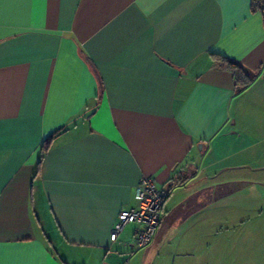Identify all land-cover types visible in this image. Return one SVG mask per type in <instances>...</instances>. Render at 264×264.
<instances>
[{
    "label": "crops",
    "instance_id": "obj_1",
    "mask_svg": "<svg viewBox=\"0 0 264 264\" xmlns=\"http://www.w3.org/2000/svg\"><path fill=\"white\" fill-rule=\"evenodd\" d=\"M251 4L0 0V264H264ZM214 56L255 80L237 92ZM142 176L168 196L136 250V224L109 234Z\"/></svg>",
    "mask_w": 264,
    "mask_h": 264
},
{
    "label": "built area",
    "instance_id": "obj_2",
    "mask_svg": "<svg viewBox=\"0 0 264 264\" xmlns=\"http://www.w3.org/2000/svg\"><path fill=\"white\" fill-rule=\"evenodd\" d=\"M167 196L168 192L158 189L151 178L142 176L136 188L137 208L119 212L109 241L116 242L127 225L136 224L139 228L134 235V248L139 250L147 247L160 226Z\"/></svg>",
    "mask_w": 264,
    "mask_h": 264
},
{
    "label": "trees",
    "instance_id": "obj_3",
    "mask_svg": "<svg viewBox=\"0 0 264 264\" xmlns=\"http://www.w3.org/2000/svg\"><path fill=\"white\" fill-rule=\"evenodd\" d=\"M252 10L259 11L264 18V0H252ZM219 62L217 63L219 68L226 70L232 74L234 84L237 92L248 87L256 78L257 73L249 72L243 69L240 65L231 62L223 57H215ZM63 129L58 130L51 134L48 138H46L41 146L42 155L45 154L52 144L53 140L59 133H61Z\"/></svg>",
    "mask_w": 264,
    "mask_h": 264
},
{
    "label": "rangeland",
    "instance_id": "obj_4",
    "mask_svg": "<svg viewBox=\"0 0 264 264\" xmlns=\"http://www.w3.org/2000/svg\"><path fill=\"white\" fill-rule=\"evenodd\" d=\"M258 191L261 192L263 190L258 187ZM260 204H261V202L258 203V205H260Z\"/></svg>",
    "mask_w": 264,
    "mask_h": 264
}]
</instances>
